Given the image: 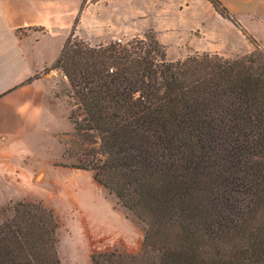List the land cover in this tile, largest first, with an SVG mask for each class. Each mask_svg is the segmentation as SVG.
Wrapping results in <instances>:
<instances>
[{
  "label": "trees",
  "instance_id": "trees-1",
  "mask_svg": "<svg viewBox=\"0 0 264 264\" xmlns=\"http://www.w3.org/2000/svg\"><path fill=\"white\" fill-rule=\"evenodd\" d=\"M167 60L155 35L91 45L72 34L52 69L71 87L74 168L144 224L140 251L95 264H264V49ZM75 149V150H74ZM42 201L0 206V264H63Z\"/></svg>",
  "mask_w": 264,
  "mask_h": 264
},
{
  "label": "crops",
  "instance_id": "crops-1",
  "mask_svg": "<svg viewBox=\"0 0 264 264\" xmlns=\"http://www.w3.org/2000/svg\"><path fill=\"white\" fill-rule=\"evenodd\" d=\"M191 1L0 0V206L34 199L36 161L43 168L46 164L45 155L37 158V147L45 145L38 139L50 133L52 121L62 114L52 83H69L61 69H52L68 37L122 41L130 35L119 33L121 28L159 31V24L183 26L181 19L190 16L196 24L203 19ZM241 1L246 6L237 1L238 20L260 40L250 26H264V0Z\"/></svg>",
  "mask_w": 264,
  "mask_h": 264
},
{
  "label": "rangeland",
  "instance_id": "rangeland-1",
  "mask_svg": "<svg viewBox=\"0 0 264 264\" xmlns=\"http://www.w3.org/2000/svg\"><path fill=\"white\" fill-rule=\"evenodd\" d=\"M237 1L221 0L238 20ZM191 2L199 6L203 19L196 24L190 16L181 19L183 26L159 24V31L151 26L121 28L119 33L130 35L129 38L122 41L89 43L91 45L127 43L135 37L153 34L165 47L167 60L172 62L197 53L237 58L255 49L256 46L249 37L230 19L220 15L209 0ZM239 3L241 7L243 4L246 6V2L242 3L240 0ZM181 6L184 8L185 5ZM256 20L262 21L258 17ZM250 28L262 42L251 32L248 34L264 49V26L255 25ZM139 31L141 34L132 36ZM71 92L69 83L65 84L63 80L56 79L52 83V97L53 100L61 98V103H58V114H62L56 115L52 121L50 133L38 139L45 145L37 147V158L45 155L46 164L43 168L39 160L36 161L37 168L34 172L36 192L34 199L29 201H42L58 215L61 221L58 251L63 264H95L93 256L106 251L136 254L142 247L144 224L115 194L95 180L92 171L71 166L78 162L80 155L70 149L74 141V124L70 120V114L75 108L72 105ZM44 173L46 176L43 183Z\"/></svg>",
  "mask_w": 264,
  "mask_h": 264
}]
</instances>
